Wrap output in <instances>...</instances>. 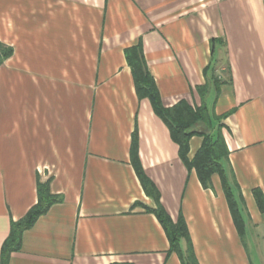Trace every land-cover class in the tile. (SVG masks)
<instances>
[{
  "label": "crops",
  "instance_id": "0c3cea01",
  "mask_svg": "<svg viewBox=\"0 0 264 264\" xmlns=\"http://www.w3.org/2000/svg\"><path fill=\"white\" fill-rule=\"evenodd\" d=\"M0 42L13 49L0 66V264L11 223L46 182L63 201L8 264H182L146 210L155 203L132 164L135 131L140 165L172 220L185 218L199 264H255L219 176L206 190L188 172L168 126L138 98L126 50L141 44L165 108L200 107L208 84L209 109L215 92L227 175L246 230L260 231L264 0H0Z\"/></svg>",
  "mask_w": 264,
  "mask_h": 264
},
{
  "label": "trees",
  "instance_id": "16d2710c",
  "mask_svg": "<svg viewBox=\"0 0 264 264\" xmlns=\"http://www.w3.org/2000/svg\"><path fill=\"white\" fill-rule=\"evenodd\" d=\"M12 56L13 49L0 42V66ZM126 58L132 69L138 98H149L155 113L168 126L173 141L179 146V156L188 172L195 171L202 187L206 190L212 189L213 176H219L233 221L243 245L247 248L246 224L239 203L241 199L236 197V188L232 186L227 175L226 164L230 152L223 136L225 125L221 123L226 116L217 117L210 113L205 101L210 86L205 84L197 88L202 102L198 108H192L186 102H180L170 109L165 108L153 77L144 68L141 44L127 49ZM216 88L218 90L219 86ZM194 125L196 129H193ZM195 136L202 138V143L194 157L190 158V142ZM137 147L138 138L135 131L132 135V164L145 194L155 203L154 209L146 210L156 216L165 231L170 245L168 253L176 254L182 264H199L185 218L180 215L176 222L173 221L161 205L159 191L147 178L140 165ZM37 193V204L22 219L11 223L10 235L2 248L1 264H8L11 254L20 250L24 232L30 230L51 207L63 201L62 196L52 194L50 182L38 183ZM253 196L260 212L264 214L262 190L254 189Z\"/></svg>",
  "mask_w": 264,
  "mask_h": 264
},
{
  "label": "rangeland",
  "instance_id": "374dc122",
  "mask_svg": "<svg viewBox=\"0 0 264 264\" xmlns=\"http://www.w3.org/2000/svg\"><path fill=\"white\" fill-rule=\"evenodd\" d=\"M215 97L216 96H215L214 91H212L208 97V106H209V109H210L212 115H214L212 106H213V101H214ZM193 129H196V125L193 126ZM195 142L201 144L202 138H200L198 136H195L194 138H192V140L190 142V154H189L190 158H193L195 153L197 152V151L196 152L194 151V153H193V151L191 152V144L195 143ZM246 216H247V213H246ZM237 233H238V231H237ZM246 233H247V237H248V243L250 244L249 246H247V248H248V251L251 255L253 262L255 264H264V228L260 231H253L251 229L246 230ZM238 235H239V233H238ZM239 237H240V235H239ZM256 244H259V245H256ZM194 251H195V249H194ZM195 254H196V252H195ZM196 258H197V254H196Z\"/></svg>",
  "mask_w": 264,
  "mask_h": 264
}]
</instances>
